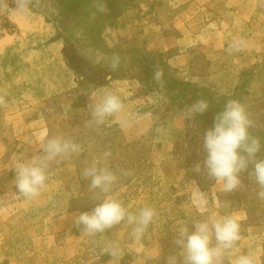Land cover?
<instances>
[{
	"label": "rangeland",
	"instance_id": "374dc122",
	"mask_svg": "<svg viewBox=\"0 0 264 264\" xmlns=\"http://www.w3.org/2000/svg\"><path fill=\"white\" fill-rule=\"evenodd\" d=\"M18 2L0 0V264H167L181 259L178 224L187 220L193 231L192 219L225 215L240 218L242 237L225 264L242 254L264 264V199L248 174L253 165L228 193L203 167L204 133L229 100L245 107L264 158V0H111L117 6L82 10L70 26L49 0L26 11ZM108 93L123 108L96 125L91 110ZM196 100L208 109L186 117ZM52 138L80 152L48 161L40 196L25 198L13 167L40 162L41 144ZM92 166L117 177L107 193L81 176ZM197 188L208 201L203 215L193 205ZM106 198L131 212L155 209L142 239L132 225L88 236L74 224ZM113 244L120 260L103 254Z\"/></svg>",
	"mask_w": 264,
	"mask_h": 264
},
{
	"label": "clouds",
	"instance_id": "9594fccd",
	"mask_svg": "<svg viewBox=\"0 0 264 264\" xmlns=\"http://www.w3.org/2000/svg\"><path fill=\"white\" fill-rule=\"evenodd\" d=\"M18 7L21 11H26V0H19ZM99 10L103 11V8ZM239 47V42L233 45L237 51ZM118 65L119 57H114L111 68L115 70ZM4 103V98L0 97V105ZM208 107L207 101L196 100L190 105L186 117L203 114ZM122 108L120 98L108 93L93 106L91 116L96 125H102L106 118L121 112ZM251 128L252 121L245 107L238 100L227 101L223 111L216 115L213 126L204 133L203 148L206 156L203 167L209 177L222 184V191L228 193L241 185L240 174L248 171L250 164L253 165L248 174L258 186V197L264 199V158H257L261 140L252 135ZM41 151L45 155L40 162L29 163L19 159L13 167L17 192L28 199L39 197L45 187L47 162L58 156L79 154L80 146L68 140L52 138L44 140ZM107 155L109 154L105 153ZM194 170L201 171V165L197 163ZM81 176L90 180L91 189H99L103 193H107L117 179L107 168L96 166L84 169ZM207 204V199L197 188L193 198L194 207L203 215ZM155 216L156 211L151 206L145 205L138 211L131 212L120 201L106 198L99 201L91 212L74 215L73 221L78 227L82 225V230L88 236L105 233L117 225H132L133 237L140 240ZM191 223L193 231H189L187 220L175 227V243L180 248L181 259L178 261L176 255L169 256L167 264H225L227 253L242 239L240 218L234 215L215 219L197 218L192 219ZM103 254H108L113 260H120L123 256L117 244L105 248ZM235 264H256V261L253 256L242 254L235 260Z\"/></svg>",
	"mask_w": 264,
	"mask_h": 264
},
{
	"label": "crops",
	"instance_id": "0c3cea01",
	"mask_svg": "<svg viewBox=\"0 0 264 264\" xmlns=\"http://www.w3.org/2000/svg\"><path fill=\"white\" fill-rule=\"evenodd\" d=\"M110 1L111 0H49L51 5L56 6L61 11L65 12V15L63 14L62 22H65L68 26L75 23V14L82 10L93 12L102 7L103 11L101 12L103 13L106 12V10L117 6V2ZM39 4H42V0H26V8L29 9H31L32 6L35 7Z\"/></svg>",
	"mask_w": 264,
	"mask_h": 264
},
{
	"label": "water",
	"instance_id": "95a60500",
	"mask_svg": "<svg viewBox=\"0 0 264 264\" xmlns=\"http://www.w3.org/2000/svg\"><path fill=\"white\" fill-rule=\"evenodd\" d=\"M72 49V47H71ZM77 61V67L78 69L86 76H91L92 73L89 71V69L78 59H76Z\"/></svg>",
	"mask_w": 264,
	"mask_h": 264
},
{
	"label": "trees",
	"instance_id": "16d2710c",
	"mask_svg": "<svg viewBox=\"0 0 264 264\" xmlns=\"http://www.w3.org/2000/svg\"><path fill=\"white\" fill-rule=\"evenodd\" d=\"M69 45L72 47V49L70 51H71V53L73 55V58H74L73 61L77 62L76 59H78V60H80L84 64L85 63L84 60L75 52L72 44H69Z\"/></svg>",
	"mask_w": 264,
	"mask_h": 264
}]
</instances>
